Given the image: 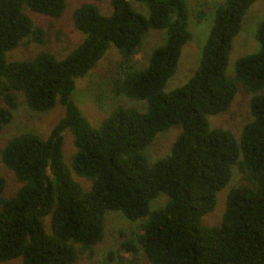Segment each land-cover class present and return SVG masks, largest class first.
Instances as JSON below:
<instances>
[{"label": "trees", "instance_id": "obj_1", "mask_svg": "<svg viewBox=\"0 0 264 264\" xmlns=\"http://www.w3.org/2000/svg\"><path fill=\"white\" fill-rule=\"evenodd\" d=\"M136 1L145 5L147 16L127 0H109V15L83 2L71 14L73 27L84 34L73 50L59 59L38 52L30 60L6 61L4 52L22 38L42 40L26 10L59 17L65 0H0V130L11 120L18 94L31 110H47L56 101L63 108L45 138L19 132L0 147L1 162L18 183L3 197L0 176V261L19 257V264H69L78 253L90 254L102 238L103 213L116 210L129 220L145 219L138 232L91 264H109L119 250L134 253L133 242L146 264H264V17L255 31L258 50L236 59L230 79L224 70L231 38L254 0L217 5L196 68L182 85L165 92L180 48L191 37L186 6L183 0ZM150 28L163 29L164 42L151 51L144 68L127 69L114 82L116 93L145 100L146 111L115 107L97 127L90 126L69 98L74 79L109 43L124 60L131 59ZM236 82L253 93L252 118L242 126L238 143L228 130L209 128L206 118L227 108ZM170 126L179 132L169 153L146 163L143 148ZM64 130L74 146L70 166L90 179L87 190L72 180L61 159ZM231 164L244 183L228 190L220 222L203 226L200 218L213 208ZM158 193L166 195L165 204L149 210Z\"/></svg>", "mask_w": 264, "mask_h": 264}, {"label": "rangeland", "instance_id": "obj_2", "mask_svg": "<svg viewBox=\"0 0 264 264\" xmlns=\"http://www.w3.org/2000/svg\"><path fill=\"white\" fill-rule=\"evenodd\" d=\"M186 6V26L191 34L188 41L180 48L173 73L166 79L162 91H169L182 85L196 68L200 48L212 24L214 9L223 4L225 0H183ZM83 2L92 3L102 15L111 13L109 0H65L64 8L59 17H47L29 10L27 14L33 24L42 30V40L35 42L30 37L22 38L15 47L4 52L6 61L30 60L38 52H48L59 59L73 50L82 40L84 34L75 29L72 24L71 14L74 8ZM130 8L143 16H147L145 5L136 0H127ZM264 17V0H254L244 11L239 29L231 38L230 49L227 55L225 76L234 77V63L242 55L256 52L259 48L255 39V31L258 22ZM163 29H147L141 37V42L136 53L129 60H124L118 49L109 43L103 54L83 75L74 79V86L69 94L70 100L77 106L81 114L92 127H97L100 121L106 117L115 107L132 108L140 112L146 111V102L143 99H132L116 93L114 82L127 69H142L147 64L151 51L165 40ZM131 61V64L128 63ZM126 65H130L127 67ZM253 93L247 91L239 82H236L235 92L225 110L207 115L209 128H221L228 130L236 143H238L242 126L251 120L249 113V99ZM17 105L12 111L11 120L0 130V147L11 136L19 132H33L41 138H45L51 126L63 114L62 106L55 104L44 111H35L27 108L22 102L20 94L17 96ZM179 132L178 126H170L158 131L153 139L143 148V156L146 163L151 164L156 159L169 153L170 145ZM74 152L71 142V134L68 130L61 133V159L67 166L69 175L82 190L90 187V179L76 175L70 166V156ZM240 158V152L238 154ZM230 176L226 184L215 192V203L211 211L203 214L200 223L203 226H214L220 222L224 210L225 198L230 188L244 183L235 164L230 165ZM0 176L4 178V186L1 196L7 197L18 186L15 177L0 160ZM167 200L163 193H158L148 202L149 210L162 207ZM145 219L141 217L135 220L125 218L119 211L107 210L103 213L102 238L91 247L90 254L85 251L78 253L76 259L69 264H91L105 259L108 250H114L123 240H128L131 232L139 231V224ZM43 228L49 232L48 216L42 217ZM45 223V225H44ZM135 252L119 250L113 253L109 264H146V259L139 248ZM78 248V245H74ZM19 257L0 264H19Z\"/></svg>", "mask_w": 264, "mask_h": 264}]
</instances>
